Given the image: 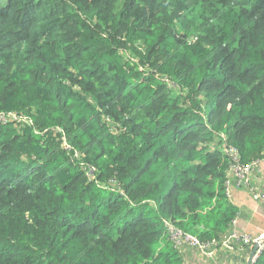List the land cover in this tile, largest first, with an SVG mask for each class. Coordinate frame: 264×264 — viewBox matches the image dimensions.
<instances>
[{"label":"trees","instance_id":"trees-1","mask_svg":"<svg viewBox=\"0 0 264 264\" xmlns=\"http://www.w3.org/2000/svg\"><path fill=\"white\" fill-rule=\"evenodd\" d=\"M0 115V264H185L264 155V0H0Z\"/></svg>","mask_w":264,"mask_h":264},{"label":"crops","instance_id":"crops-1","mask_svg":"<svg viewBox=\"0 0 264 264\" xmlns=\"http://www.w3.org/2000/svg\"><path fill=\"white\" fill-rule=\"evenodd\" d=\"M227 181L229 200L237 210L234 222L230 223L233 231L220 235L205 253L185 245L181 253L185 264H246L254 243L244 239L252 241L264 232V198L253 199L249 188L251 185L253 191L264 193V160L259 163V169L250 174L249 186H238L234 172L229 173Z\"/></svg>","mask_w":264,"mask_h":264},{"label":"built area","instance_id":"built-area-1","mask_svg":"<svg viewBox=\"0 0 264 264\" xmlns=\"http://www.w3.org/2000/svg\"><path fill=\"white\" fill-rule=\"evenodd\" d=\"M8 117L4 115H0V119L3 121H6ZM228 154L232 157L233 164L230 167V172H234L237 176L236 184L238 186L246 185L249 186V176L252 174L255 170L259 169V163L264 160V155L262 158L248 162V163H239L238 162V154L235 149L228 148L226 150ZM228 181H227V192H228ZM249 188L252 190L253 199H263L264 193L262 191L255 190L253 191V187ZM234 220V219H233ZM232 220V223L234 222ZM231 228V227H230ZM170 233L172 235V240L174 244L177 246V248L180 251V254L184 251V246L189 245L191 247H194L198 249L200 253H205L210 245H212L214 242H203L200 241L196 236L190 235L188 233H183L180 230L170 228ZM230 231H233L231 229ZM232 233V232H231ZM231 237V236H230ZM245 242H253L254 244H257L258 247L256 249L255 253V259L258 257L261 250L264 248V233L259 234L257 237H255L252 241L248 239H244ZM182 256V254H181Z\"/></svg>","mask_w":264,"mask_h":264},{"label":"water","instance_id":"water-1","mask_svg":"<svg viewBox=\"0 0 264 264\" xmlns=\"http://www.w3.org/2000/svg\"><path fill=\"white\" fill-rule=\"evenodd\" d=\"M257 247H258V245L257 244H254V246H253V248H252V250L250 252V255L248 257V260H247V263L246 264H251L254 261Z\"/></svg>","mask_w":264,"mask_h":264},{"label":"rangeland","instance_id":"rangeland-1","mask_svg":"<svg viewBox=\"0 0 264 264\" xmlns=\"http://www.w3.org/2000/svg\"><path fill=\"white\" fill-rule=\"evenodd\" d=\"M250 187H252V186L250 185Z\"/></svg>","mask_w":264,"mask_h":264},{"label":"clouds","instance_id":"clouds-1","mask_svg":"<svg viewBox=\"0 0 264 264\" xmlns=\"http://www.w3.org/2000/svg\"><path fill=\"white\" fill-rule=\"evenodd\" d=\"M255 260V259H254Z\"/></svg>","mask_w":264,"mask_h":264}]
</instances>
